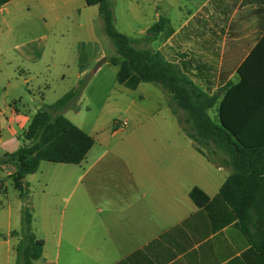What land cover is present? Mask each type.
I'll return each mask as SVG.
<instances>
[{"label": "crops", "instance_id": "obj_1", "mask_svg": "<svg viewBox=\"0 0 264 264\" xmlns=\"http://www.w3.org/2000/svg\"><path fill=\"white\" fill-rule=\"evenodd\" d=\"M12 1L0 7V117H4L8 133L20 139L40 105L31 111L20 103L16 92L22 83L28 85L30 71L19 69L18 63H6L1 50L11 43L20 63L31 66L39 63L40 56L33 49L31 35L24 37L13 31L8 9ZM60 1L63 6L71 2ZM147 3L153 15L139 27L138 36L131 38L142 37L160 16L169 19L174 33L197 17L207 20L210 28L225 25L219 66L222 63L228 69L236 58L240 64L255 48V66L264 71V0ZM158 40L161 43L155 50L168 41ZM236 69L228 76L233 83L238 80ZM82 76L78 72L76 82ZM161 91V104L169 117L163 115L159 127L148 122L160 107L154 111L144 108L143 93L130 98L126 105V131L113 125L103 131L98 122L74 123L69 119L92 137L93 145L79 164L42 161L30 174L32 230L44 243L42 255L34 264H264V256L219 196L231 168L208 161L194 149L167 104L168 96ZM42 96L39 104L43 103ZM219 96L208 111L215 120L223 93ZM170 116L177 127L168 120ZM117 135L119 139H115ZM224 157L216 152L215 159ZM192 188L208 197L205 204L197 206L190 200ZM13 262L0 251V264Z\"/></svg>", "mask_w": 264, "mask_h": 264}, {"label": "trees", "instance_id": "obj_2", "mask_svg": "<svg viewBox=\"0 0 264 264\" xmlns=\"http://www.w3.org/2000/svg\"><path fill=\"white\" fill-rule=\"evenodd\" d=\"M9 1L0 0V7ZM84 2L97 7L104 34L114 47L116 57L111 62L118 67L116 82L130 90L140 83L160 86L194 149L208 161L231 168L219 196L264 256V71L255 66L257 49L240 64V58L234 59L226 69L222 63L218 65L224 24L210 28L207 20L196 17L174 33L169 19L160 16L142 37L133 39L116 30L109 0ZM158 38L168 41L158 50L148 47ZM236 66L238 80L233 83L228 76ZM84 86L80 79L55 102L43 104L22 132V144L13 152L0 154V168H14L7 177L21 201L20 228L10 234L16 238L13 264H34L44 246L32 230L29 185L24 178L42 161L79 164L93 145L92 137L63 114L73 108ZM219 93L223 96L215 120L208 111L219 100ZM217 151L224 159H215ZM189 198L197 206L208 200L198 188L189 191Z\"/></svg>", "mask_w": 264, "mask_h": 264}, {"label": "rangeland", "instance_id": "obj_3", "mask_svg": "<svg viewBox=\"0 0 264 264\" xmlns=\"http://www.w3.org/2000/svg\"><path fill=\"white\" fill-rule=\"evenodd\" d=\"M114 14L116 30L130 37L138 36L139 27H143L153 10L147 0H109ZM8 6L13 31L34 38V51L40 56L35 66L20 63L19 53L13 49L11 43L1 50V57L5 62L19 69L30 71L28 85L18 86L16 95L20 103L30 107L51 104L77 85L76 75L82 72L85 86L79 98L73 103V108L65 109V117L78 123L85 124L98 122V126L106 131L111 125L118 128L126 122L129 113L126 105L130 98H136L138 93L145 97L141 105L148 111L160 110L152 118L154 127L163 124V115L169 113L161 104V88L152 83H142L137 90H130L118 84L115 75L118 67L111 62L116 57L114 47L104 34L102 21L96 6H86L83 0H71L63 6L62 1L46 2L44 0H14ZM53 4V5H51ZM161 41H155L148 47L155 50ZM45 45V46H44ZM139 47L143 44L138 43ZM11 50V52H10ZM105 61L95 69L98 62ZM9 68V67H7ZM61 75L64 78L61 79ZM3 92V89H0ZM43 103L39 104L40 94ZM31 97L35 101H31ZM73 110V111H72ZM215 117V112H212ZM173 127H177L175 119L170 116ZM130 127V126H129ZM123 130H128L125 126ZM119 135L115 139H119ZM20 139L11 136L5 127L4 117H0V154L13 152L21 145ZM12 165L0 168V251L5 252L8 260L14 261L13 248L16 240L10 236L20 228L21 201L17 197L7 173L13 170ZM24 180L30 185L31 178L27 175ZM31 189L29 187L28 206L31 208Z\"/></svg>", "mask_w": 264, "mask_h": 264}, {"label": "built area", "instance_id": "obj_4", "mask_svg": "<svg viewBox=\"0 0 264 264\" xmlns=\"http://www.w3.org/2000/svg\"><path fill=\"white\" fill-rule=\"evenodd\" d=\"M126 126V122L124 121V122H122L121 124H119V126H118V130H122L124 127Z\"/></svg>", "mask_w": 264, "mask_h": 264}, {"label": "water", "instance_id": "obj_5", "mask_svg": "<svg viewBox=\"0 0 264 264\" xmlns=\"http://www.w3.org/2000/svg\"><path fill=\"white\" fill-rule=\"evenodd\" d=\"M104 61H105V58H102V59L98 62V64L96 65L95 69H97L98 66H100V64H101L102 62H104Z\"/></svg>", "mask_w": 264, "mask_h": 264}]
</instances>
